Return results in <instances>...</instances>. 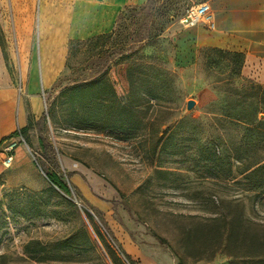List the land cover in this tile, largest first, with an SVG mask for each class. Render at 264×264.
<instances>
[{
    "label": "rangeland",
    "instance_id": "obj_1",
    "mask_svg": "<svg viewBox=\"0 0 264 264\" xmlns=\"http://www.w3.org/2000/svg\"><path fill=\"white\" fill-rule=\"evenodd\" d=\"M199 2L124 7L66 70L72 39L49 40L45 26L72 0H0V72L27 111V91L54 111V125L28 114L12 138L49 168L43 135L70 191L0 185V264H264V83L179 24ZM98 63L109 66L100 121L69 123L60 89ZM67 160L86 172L68 177Z\"/></svg>",
    "mask_w": 264,
    "mask_h": 264
},
{
    "label": "crops",
    "instance_id": "obj_2",
    "mask_svg": "<svg viewBox=\"0 0 264 264\" xmlns=\"http://www.w3.org/2000/svg\"><path fill=\"white\" fill-rule=\"evenodd\" d=\"M145 0H72L62 12L51 14L48 29L51 40H85L112 31L120 11L126 6L140 5ZM207 3L214 17L215 27H195L198 42L213 48L227 49L243 55L241 74L264 83V0H200ZM26 6V4H25ZM61 16L62 18H59ZM47 32V30H46ZM51 42V41H50ZM59 45V43H58ZM52 67L44 68V78H49ZM0 140L12 138L18 130L28 125V114L37 121L43 113L41 99L34 91H27L25 100L19 99L15 90L0 72ZM25 98V97H24ZM70 172H86L77 162L66 161ZM0 185L6 189L41 192L48 182L37 166L30 147L18 144L13 153V164L4 169L0 161Z\"/></svg>",
    "mask_w": 264,
    "mask_h": 264
},
{
    "label": "trees",
    "instance_id": "obj_3",
    "mask_svg": "<svg viewBox=\"0 0 264 264\" xmlns=\"http://www.w3.org/2000/svg\"><path fill=\"white\" fill-rule=\"evenodd\" d=\"M108 36V34H101L85 40H70L68 43L65 69L71 70L70 62L73 60V58L77 57L79 53H82L83 47L89 46L92 43L97 46V43L100 40L107 38ZM232 57L233 61L237 64V69L239 68V70H241L243 64V55L241 53H232ZM183 65L186 64H182V66ZM108 70V65H101L99 63L95 65L93 71L89 74H85L84 70L80 69V74L75 75L67 85L60 89L62 95L65 97V103L70 113L68 117L69 123L77 125L78 123H82L85 118L88 117L93 121H100V115L102 112L100 110V101H102L105 96L102 91H104V89L106 88H109V85L107 83L108 81L105 78V73ZM237 73H239V71ZM61 81V79H58V81L54 84L53 88L60 87ZM109 91L111 96H115L112 89H109ZM89 104L95 105V108L92 110L88 109ZM120 110L121 116H123L121 118H124L120 119L121 122H124L123 124L130 123V117L128 115L125 117V114L127 113V108L125 106H122L120 107ZM53 112L54 111L52 109L51 103L47 104L46 110L41 114V117L38 119V122L41 121V123L44 124L46 123V121H50V123L54 125ZM30 124L31 122L29 121L27 127H29ZM27 127L22 129L21 133H25ZM38 144L39 148L44 154V159L50 166L49 168H47L45 164H42L40 166L36 162L37 166L43 172L49 185L48 188L41 192H45L47 190L54 191V188H56L62 193L69 195V188L64 181L63 172L60 169L59 163L57 161V156L52 150L50 143L46 140V138L43 137V135H40V137L38 138ZM251 172H255V170ZM72 173L73 172H70L68 174V177L71 176ZM106 233L109 234L107 230ZM96 234L102 237L98 228H96ZM107 247L110 250L111 254L116 256L115 251L109 245H107Z\"/></svg>",
    "mask_w": 264,
    "mask_h": 264
},
{
    "label": "built area",
    "instance_id": "obj_4",
    "mask_svg": "<svg viewBox=\"0 0 264 264\" xmlns=\"http://www.w3.org/2000/svg\"><path fill=\"white\" fill-rule=\"evenodd\" d=\"M179 24L184 28L202 26L208 30H212L215 27L211 8L204 2L187 7L179 19ZM18 144L25 145V141L21 135L15 138L0 140V161L4 169H9L12 166L13 153Z\"/></svg>",
    "mask_w": 264,
    "mask_h": 264
},
{
    "label": "water",
    "instance_id": "obj_5",
    "mask_svg": "<svg viewBox=\"0 0 264 264\" xmlns=\"http://www.w3.org/2000/svg\"><path fill=\"white\" fill-rule=\"evenodd\" d=\"M193 101H189L188 103H187V105H186V107H187V109H191L192 108V106H193Z\"/></svg>",
    "mask_w": 264,
    "mask_h": 264
}]
</instances>
